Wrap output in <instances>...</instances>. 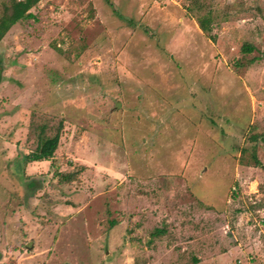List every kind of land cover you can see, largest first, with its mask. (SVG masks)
<instances>
[{
	"label": "rangeland",
	"instance_id": "obj_1",
	"mask_svg": "<svg viewBox=\"0 0 264 264\" xmlns=\"http://www.w3.org/2000/svg\"><path fill=\"white\" fill-rule=\"evenodd\" d=\"M13 2L0 0V21ZM31 11L0 41V264H233L223 253L260 230L248 227L259 212L237 224L255 204L231 169L251 164L241 172L264 190V0H40ZM61 122L55 156L28 162L40 127L53 135ZM206 201L226 217L197 227ZM178 205L186 218L151 216Z\"/></svg>",
	"mask_w": 264,
	"mask_h": 264
},
{
	"label": "crops",
	"instance_id": "obj_2",
	"mask_svg": "<svg viewBox=\"0 0 264 264\" xmlns=\"http://www.w3.org/2000/svg\"><path fill=\"white\" fill-rule=\"evenodd\" d=\"M117 15L121 19H124L122 14L119 13ZM199 30H200V32L205 33L200 28V26H199ZM251 97H252L251 94H250V98L247 96V101H246L250 107L249 108V110H250V113H249L250 114V122L248 124L254 123V119L256 117V113H255L256 112V103H254V101ZM213 107L216 109L215 111L220 117L224 116V113H222L218 109V106L215 107V105H213ZM234 115H235V113H234ZM244 138H246V136H244ZM262 138H264V137H262ZM254 144H255V142L253 143V145ZM237 152L240 153L241 151H237ZM255 164H257V163H255ZM185 165H187V167L191 171H194V167H195V169L197 170L196 174L203 176L202 173H199L203 170L202 165L196 164L195 162H192V163L191 162H185ZM196 165H197V168H196ZM246 168H249L251 170L255 169V167L252 166L251 164H247V163L244 164V163H237L236 162L232 166L231 170L234 173V179L237 180L238 187L240 189V191L238 189V191H239L238 196L242 197L243 199L246 196H248V199L251 200V204H255V205H246V207H244V209H239V211L237 212V218H238L237 224L238 225L241 224V221H243V220L249 221L250 219L255 217V214L257 212H259L261 215V217H260L261 219L260 220L255 219V221H257V225H255V223H253V221H252V222L248 223V227L252 228L253 226H260V230L256 233V231L250 229L251 231L249 230L250 232L249 231L247 232L248 236L247 237L243 236L244 246H242V243H238V245L232 246L230 249H228V251L223 253V256H228L229 261L233 264H264V227H263L264 226V190H261L259 188V186L262 185L263 180L260 177L259 178L258 177H254V178L251 177L250 178V175H252V173H250L248 175L246 172H241V169L244 170ZM196 174H194L193 177L197 176ZM246 182H248V183H246ZM255 183H257L255 185L256 186L255 189L251 190L250 188L251 187L253 188ZM238 196L236 197L237 199H238ZM226 197H227V201L229 202L230 199H228V195ZM198 199L201 202L205 201L203 198H202V200H201V198H198ZM244 201H246V200H244ZM206 202H208V201H206ZM209 203L210 202L203 203V204H201L202 208H200V206H199L198 209H195V212L193 214H195V213L199 214V219H197L198 221L196 222L197 227H198L199 223L201 224V226L204 225L205 222L203 223V221H204L205 217L207 218V221L210 222L211 224L212 223H214V224L219 223L220 224V222H222L221 219L223 217H226L225 211H223V212L217 211V208L214 207L215 204H214V206H212ZM185 206L187 207L188 205H178V207L175 208L174 210H173V207L171 209H167V210L165 209L166 214H164V215L152 214L151 216L154 219H157L158 216L163 218V217H166V215L168 216L170 214L175 213L178 217L181 215L182 216L181 219L186 218L187 212L185 211L186 209H183ZM243 206H245V205H243ZM187 219H188V217H187ZM167 222H169V221H167ZM117 225H120V223H117L115 226H117ZM242 227H240V228H242ZM211 228H213V226H210V228H208V229H211ZM215 232H216V230H215ZM248 233H250V234H248ZM229 234H230V232H229ZM245 239H249L248 243L245 241ZM236 240H238V238H236ZM158 242L159 243L161 242L160 239H156L154 241V244H158ZM213 255H215V254H213ZM219 257H220V255L217 254V257L215 259L213 258L215 260V262H219V263L221 262Z\"/></svg>",
	"mask_w": 264,
	"mask_h": 264
},
{
	"label": "trees",
	"instance_id": "obj_3",
	"mask_svg": "<svg viewBox=\"0 0 264 264\" xmlns=\"http://www.w3.org/2000/svg\"><path fill=\"white\" fill-rule=\"evenodd\" d=\"M40 0H14L10 11L8 10L0 21V41L6 33L10 30V28L25 18H32L34 14L32 13V8L39 3ZM200 28L208 33L210 31L209 26L206 21L203 19H199ZM254 49L253 45L248 44L244 45L243 50L245 52H251ZM47 125H42L40 127V133L38 136V146L35 151L28 153L26 155V160L28 162L34 161H42V160H50L55 156V152L58 149L60 139H61V130H62V122L57 125L56 131L53 135H47ZM253 157L256 160L258 165L261 164L259 158L256 157V153H253ZM65 178V175H63ZM63 179V178H62ZM65 180V179H64ZM63 182V181H62ZM118 221L116 219L110 220V227H114ZM153 237L161 236L163 234L162 228H156L152 233Z\"/></svg>",
	"mask_w": 264,
	"mask_h": 264
}]
</instances>
